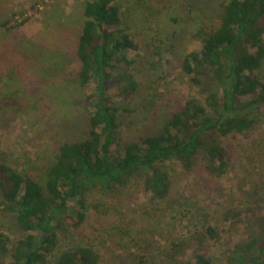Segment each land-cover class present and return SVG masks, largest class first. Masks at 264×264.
I'll list each match as a JSON object with an SVG mask.
<instances>
[{
	"label": "rangeland",
	"instance_id": "rangeland-1",
	"mask_svg": "<svg viewBox=\"0 0 264 264\" xmlns=\"http://www.w3.org/2000/svg\"><path fill=\"white\" fill-rule=\"evenodd\" d=\"M87 1L0 0V98L23 87L18 105L9 101L4 109L0 106V164L41 178L58 145L87 138L90 110L83 100L94 84L84 93L75 82ZM220 1L118 0L128 40L138 49L126 51L132 65L120 64L114 71L129 73L137 86L129 95L119 84L107 92L118 124L112 156L158 132L187 99L204 98L210 81L194 85L180 64L200 49L191 39L197 30L210 33L218 27ZM260 123L247 134L223 139L226 166L219 177L207 171L203 153L188 170L177 161L162 164L170 181L164 201H154L138 179L118 191L87 194L83 225L59 232L55 254L90 245L98 264H174L189 261L194 252L215 264H230L232 252L260 240L264 116ZM68 206L78 209L76 201ZM2 221L12 244L22 235L13 220L2 216ZM207 228H217L219 237H205Z\"/></svg>",
	"mask_w": 264,
	"mask_h": 264
},
{
	"label": "trees",
	"instance_id": "trees-1",
	"mask_svg": "<svg viewBox=\"0 0 264 264\" xmlns=\"http://www.w3.org/2000/svg\"><path fill=\"white\" fill-rule=\"evenodd\" d=\"M117 2L88 0L83 9L75 82L84 93L94 84L83 100L90 110L87 138L58 145L54 161L41 178L0 164V264H98L99 255L90 245L55 254L59 232L64 227L77 229L83 225L87 194L118 191L138 179L154 201H164L170 181L162 164L177 161L188 170L203 153L207 171L219 177L226 166L223 139L247 134L261 124L264 0H221L218 27L210 33L197 30L191 39L200 49L186 54L180 64L182 73L194 85H202L206 78L210 81L204 98L187 99L158 132L132 141L121 155L112 156L118 124L107 92L119 84L129 95L137 86L129 73L114 71L120 64L132 65L134 60L126 59V51L138 49L128 40ZM62 64L54 62L56 67ZM21 93L22 86L10 96L1 97L0 106L4 109L9 101L18 105ZM69 201H76L78 209L68 206ZM2 216L13 220L22 235L12 244L2 231L4 223L6 227ZM260 233L257 242L251 241L243 249L237 247L229 263L264 264L262 218ZM219 235L217 228H207L204 236L215 240ZM174 264L215 263L203 253L194 252L189 261Z\"/></svg>",
	"mask_w": 264,
	"mask_h": 264
}]
</instances>
